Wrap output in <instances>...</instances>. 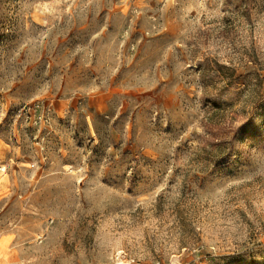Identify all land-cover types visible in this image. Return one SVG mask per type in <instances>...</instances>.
Listing matches in <instances>:
<instances>
[{
    "label": "rangeland",
    "instance_id": "rangeland-1",
    "mask_svg": "<svg viewBox=\"0 0 264 264\" xmlns=\"http://www.w3.org/2000/svg\"><path fill=\"white\" fill-rule=\"evenodd\" d=\"M0 264H264V0H0Z\"/></svg>",
    "mask_w": 264,
    "mask_h": 264
}]
</instances>
